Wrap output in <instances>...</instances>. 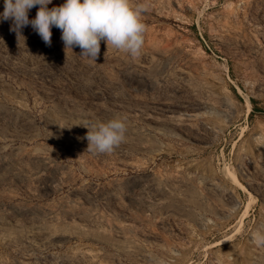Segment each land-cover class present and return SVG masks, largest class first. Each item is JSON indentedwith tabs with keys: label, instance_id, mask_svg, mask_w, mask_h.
I'll list each match as a JSON object with an SVG mask.
<instances>
[{
	"label": "rangeland",
	"instance_id": "rangeland-1",
	"mask_svg": "<svg viewBox=\"0 0 264 264\" xmlns=\"http://www.w3.org/2000/svg\"><path fill=\"white\" fill-rule=\"evenodd\" d=\"M132 4L138 58L0 21V264H264V0ZM114 117L125 140L87 151Z\"/></svg>",
	"mask_w": 264,
	"mask_h": 264
},
{
	"label": "clouds",
	"instance_id": "clouds-1",
	"mask_svg": "<svg viewBox=\"0 0 264 264\" xmlns=\"http://www.w3.org/2000/svg\"><path fill=\"white\" fill-rule=\"evenodd\" d=\"M52 0H4L0 21L11 20L10 32L19 43L25 41L22 30L31 26L44 44L51 47L52 28L61 31L65 52L79 47L81 57L96 62L101 41L114 50L133 58L142 54L146 25L142 15L143 5H133L132 0H65L60 6L49 8ZM38 6L35 18L29 19V11ZM83 127L88 131L87 151L94 154L112 153L126 138L125 118L114 117L107 122L87 120ZM79 139V138H78ZM253 244L264 248V226L251 234Z\"/></svg>",
	"mask_w": 264,
	"mask_h": 264
}]
</instances>
